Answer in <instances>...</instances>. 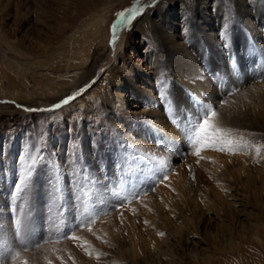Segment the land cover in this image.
Listing matches in <instances>:
<instances>
[{
    "label": "rangeland",
    "instance_id": "1",
    "mask_svg": "<svg viewBox=\"0 0 264 264\" xmlns=\"http://www.w3.org/2000/svg\"><path fill=\"white\" fill-rule=\"evenodd\" d=\"M64 1L0 0V264H264V0H118L74 17L68 1L61 36ZM161 3L163 23L184 45L179 53L154 49L163 91L136 111L157 103L171 112L168 93L185 97L181 154L153 140V154H174L180 175L200 180L183 193L177 177L163 179L167 171L110 122L100 98H85L125 50L126 34ZM131 9L113 41V21ZM31 47L38 57H29ZM201 103L219 114V135L231 142L223 151L189 140ZM30 156L36 166L18 192Z\"/></svg>",
    "mask_w": 264,
    "mask_h": 264
},
{
    "label": "bare ground",
    "instance_id": "2",
    "mask_svg": "<svg viewBox=\"0 0 264 264\" xmlns=\"http://www.w3.org/2000/svg\"><path fill=\"white\" fill-rule=\"evenodd\" d=\"M68 1H70L73 4L71 6V3L69 2L71 10L72 12H74L73 14L70 11H68L70 8L67 9ZM68 1H64L63 3L64 7L61 10L62 15L60 16V14H58L59 18L57 22L60 23V27L62 31V33L60 34L61 36H63L64 28H66L65 26L66 23L62 24L63 21L66 22L69 19H71L68 17L69 12L70 14H72L70 16L74 17L75 16L74 14H77L78 10L80 11V8H83L85 13H89L95 10L96 8H100L102 6H105L106 4H110L118 0H73V1L68 0ZM162 5L163 3H161L160 6L157 8V12L155 10L148 11L136 23V29L138 30V32L136 31V33L134 34L133 33L126 34L127 42L125 45V50L120 51L113 65L109 69H107V71L104 73V76L99 80V82L88 91V94L85 95L86 96L85 98L93 97V95L96 96V98L98 99L100 98L103 101V103L107 105L108 118L110 122L116 125L119 123L121 128L124 129L125 134L128 136V138L140 147L139 148L140 150L138 151L147 154L149 160L156 161V164L158 163V165H160L161 170H164V172L167 171L166 174L170 175V178L168 179L175 180V178L177 177L176 179L177 181L175 182L177 185L175 189H177L179 193H183V191L186 188L187 190L193 188L196 189L199 188V186L201 185L200 180L195 176L190 175L188 178H186L184 174H183L184 176L183 175L181 176L179 170L180 164H176V160L174 158V154L176 155L181 154L183 144H185L184 140H186V133L184 131L186 125L185 122H183L181 119L182 111L180 110V107L181 106L183 107L185 113L191 112V109L184 104L185 97L181 96V93L180 94L178 93V97L176 96L174 97V95L168 93L170 102L173 103L172 105L176 108L171 112H168L169 110H166V108L162 105L159 106L157 103H152L151 105H149L147 109L145 110L143 109L144 110L143 112L141 110L139 112L136 111V109L139 106L145 107L144 105L146 100L147 101L151 100L153 96L157 97V95L160 93V90L162 89L159 84L156 85L155 83V78H157L156 77L157 69L155 67V64L159 60L158 58L159 56L157 55L154 49H157L158 47L159 49H162L163 52H168V53L170 52V54L179 53V51H181L182 49V45H184V42L177 43L176 33L173 30L174 26L170 25L169 27L167 21L163 23L164 15H162V13L160 12ZM177 16L178 18L181 19L185 18L183 12H179ZM72 21L71 24L73 25L74 23H72ZM157 28L158 30H160V32L158 33L155 32ZM49 33L47 37L48 39L51 40L55 36L54 35L51 36V34ZM137 33H139V36ZM77 39L83 40L82 37H76L74 40ZM145 42L153 49L151 48L148 49L149 47L146 48L145 46L142 48ZM36 47H31L28 53L30 58H36L40 54V49ZM76 48L77 47L73 46L70 52L75 53ZM49 49H50L49 47H46L44 49L43 54L46 53ZM66 49L67 48L63 49V52ZM84 61L85 60L80 59L77 60L76 63L80 65L83 64ZM41 62H44V59L41 60ZM64 67H66L67 70L69 65L65 64ZM107 79L112 82V86L108 87V85L105 84V81ZM53 84L55 85V82ZM102 87L104 88L101 89ZM203 87L205 89L206 86ZM164 90L167 91L166 89ZM154 100L155 99L153 98V101ZM80 101H84L85 103L86 99L83 98L80 99ZM136 113L141 114L139 120L136 119L135 116ZM148 120L150 121L149 123L153 124L154 128L150 127L149 129L150 124L147 123ZM144 130H148V132ZM153 140L159 142V145H162L163 148H167L173 151L174 154L169 157H157L155 154H153L155 148V144L153 143L154 142ZM216 157L215 159H217ZM212 169L217 170L216 167H213ZM170 182L173 183V181ZM196 192L197 191H195V193ZM186 194L188 193L186 192ZM202 213H204V211ZM201 216H203V214Z\"/></svg>",
    "mask_w": 264,
    "mask_h": 264
},
{
    "label": "snow or ice",
    "instance_id": "3",
    "mask_svg": "<svg viewBox=\"0 0 264 264\" xmlns=\"http://www.w3.org/2000/svg\"><path fill=\"white\" fill-rule=\"evenodd\" d=\"M134 9L122 11L117 14V18L113 21V24L111 26V32L113 36V41H115L116 38L119 37V35L127 29V25L129 24V21L133 17ZM79 94V93H77ZM74 99V96H68L66 99L61 101V103H58L54 105L55 108L61 107V104H68L71 100ZM221 103H226L222 101ZM201 109V115L200 117L191 123L190 128L188 129V136L189 140L193 143V145L199 144L201 142H204L205 144L215 145V144H221L220 150H224V145L229 144L230 141H226L225 138L219 133L221 132V129L214 123L215 118L218 117L217 111L213 108L211 104H203L200 105ZM201 149L199 147L196 148V154L199 155ZM31 160V163L28 164L25 169L22 172V175L19 179V182L16 185L17 191L22 192L26 190L29 181L31 179V176L33 174V168L36 166V157H29ZM163 179H168L167 176H164ZM58 186H54L53 190V197L55 198L59 193ZM139 194H137L138 197ZM89 215L90 214H86ZM17 226H22V221H17ZM76 227H79V225H76ZM68 235V234H65ZM159 235L163 236L164 233H159ZM68 238L70 239H76L74 234L69 235ZM91 255V253H88ZM16 255H19L17 253ZM21 264H29L28 260L25 258L21 261ZM48 264H52V262L49 260Z\"/></svg>",
    "mask_w": 264,
    "mask_h": 264
}]
</instances>
